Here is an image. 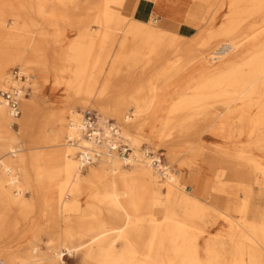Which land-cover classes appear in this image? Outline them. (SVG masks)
Returning <instances> with one entry per match:
<instances>
[{"label":"bare ground","instance_id":"6f19581e","mask_svg":"<svg viewBox=\"0 0 264 264\" xmlns=\"http://www.w3.org/2000/svg\"><path fill=\"white\" fill-rule=\"evenodd\" d=\"M215 2L0 0V92L11 84L13 70L27 78L14 83L19 87L27 88L32 78L36 90H41L52 74L54 90L63 84L68 92L45 97L38 91L20 101L22 114L16 119L23 133L36 110L55 106L42 123L51 125L49 138L54 144L44 153L46 174L39 184L26 160L14 159L17 150L4 141L15 131L16 119L0 94V264H64V250L80 253L82 264H226L225 260L264 264V207L259 202L264 170L257 159L241 156L235 162L213 154L211 168L235 167L228 173L230 184L223 191L217 186L197 187L188 197L181 188L183 169L164 180L144 160V148L138 152L140 148L132 147L141 142L165 144L171 158L176 149L173 139L188 134L234 141L237 149L256 152L264 147V0L245 11L251 19L261 16L258 22L249 20L244 28L237 21L228 30L227 9L236 7L238 0H229V5ZM6 15L27 17L31 26L13 34ZM88 20L97 24L94 30ZM14 66L19 67L6 73ZM23 67L37 76L28 75ZM150 67L155 76L149 80L145 73ZM244 68L246 74L237 75ZM92 104L127 124L124 134L114 122L132 150L129 161L103 154L84 164L79 149L67 143L79 133L82 111L76 108ZM130 108L135 109L132 116L126 114ZM216 146L223 150L222 144ZM238 183L246 194L241 206L215 194L230 195ZM27 191L36 195L35 202L76 220L56 234L58 243L50 244L46 252L37 244L16 251L8 235L13 227L9 212L25 206ZM203 199H209V206ZM213 209L232 225L237 222L232 214H237L246 230L229 231L228 241L215 234L206 238V229L216 222L208 221Z\"/></svg>","mask_w":264,"mask_h":264},{"label":"rangeland","instance_id":"374dc122","mask_svg":"<svg viewBox=\"0 0 264 264\" xmlns=\"http://www.w3.org/2000/svg\"><path fill=\"white\" fill-rule=\"evenodd\" d=\"M216 1L217 2L215 3H218V5L221 4L222 1L225 2L224 4L229 5V0H216ZM257 3H259V0H238L236 7L231 9L228 8L227 14L225 16L226 29L227 30L232 29L235 26V23H237V21L239 22V24L240 22H242V26L244 28L247 27L249 20L251 21L254 20L255 22H258V19L261 16L260 17L258 16L256 19L255 18L251 19L247 17V14H245L246 9L252 11L253 8L257 5ZM35 18H36L35 20H38L39 22L41 21V18H37V17ZM4 20L6 21V24H8V26L10 27V31L13 32V34H17V35L21 34L26 29H29V27L31 26V22H30L31 20H28L27 17L12 19L11 16L6 15ZM90 22L88 20L89 28L91 30H94V28L97 27V24ZM218 22H220V20H217V23ZM260 26L261 25L258 24V26L256 27V31L258 30V28H260ZM213 28L214 27H212V29ZM256 59L258 58L256 57L252 59V62L255 61ZM18 67L19 66L11 67L6 71V73H9L10 71ZM246 68L249 69L250 71V69L253 68V66ZM246 68H244L241 71H238L237 75L240 76L245 75L246 71L244 70H246ZM23 70L30 76L37 74L34 70L32 71V69L30 68H24ZM152 70L153 68L150 67V69L146 71L145 78L152 79L155 76L154 73L155 71ZM48 77L50 78V80L45 84V86H42L41 90L40 89L36 90L34 80L32 81L31 78L27 84V87H29L30 85V91L28 92L29 94L26 96L27 97H30L31 95L36 96L41 93V95H45V97L49 95H57L58 97H60V96H65L68 93L64 90L63 84L60 86V88H58L55 91L53 86L54 77L52 74H49ZM66 77L67 76H65V78ZM53 108H55V106L50 103L42 111L36 110V112L33 114L32 120L30 121L29 126L27 127V131L25 133H23L22 130H20L23 128V125H20L19 120L16 119L15 121L16 124L13 126V130L15 131H11V134L8 137H6V139L4 140L5 143L8 144V146H11L17 150L16 156L13 157L14 159H22L23 161L26 160L27 166L31 171L34 172V176L35 179L37 180L36 181L37 184L40 183L39 181L40 177L43 178L44 174H46L45 172H43L44 165L42 163L44 153L51 152L52 151L51 146L54 144L50 141L49 138L52 135L51 125L46 122L42 126L43 120L49 116L48 109H53ZM86 108H90L98 111L103 119H107V120L109 119L116 122L122 128L123 130L122 133L124 132L125 134V129H126L125 126L127 124L123 123L121 118L119 119L118 116L115 117L105 116L93 104ZM86 108L77 107L76 110L83 111ZM133 110L135 109L130 108L126 112V114L132 116ZM67 119H68V114L65 115V123H64L65 128H66ZM43 131L46 137L43 136ZM124 137L126 136L124 135ZM62 141L65 142V133ZM172 142L175 143L176 149L174 152L175 154L173 153V157L171 158H170V154L172 152L171 153L168 152L167 145L165 144L159 146L156 144H148L145 142H141L139 146L132 145L131 142L130 144L132 145V147L136 148L137 150L140 147L143 148L146 147L151 150L152 149L160 150L164 154L165 162H167V165L171 168V172L174 175L180 174L179 170L183 169L182 170L183 181L181 188L184 191L183 193H185L188 197H190L192 194L195 193V189L197 187L202 188L203 186L205 187L207 186V188L212 189V187L217 186L223 191L226 190V187L230 184L228 183V181H230V178H228V173L234 171L235 167L233 165H231L230 167L228 165L223 166L219 164L218 166H214L211 168L208 164L213 159L214 157L213 154H216L217 157L220 158L221 160H225V158L227 157L230 160H234L235 162L237 161L236 159L241 158V156L246 158L251 157L257 159L259 169L264 170V147L258 148L259 150L257 149L256 152L251 151L252 149L255 148L237 149L236 147H238V145L234 144V141L233 142L227 140L223 141L221 139L207 135L205 137H199V135H194V134H188L185 136L175 138L173 139ZM219 144H222L223 150H219L218 149L219 147L217 148L216 145ZM209 145L210 147H208ZM199 149L203 150V152L202 153L197 152L199 151ZM140 150L141 148L138 150V152H140ZM7 156L10 157V154H7ZM7 156H5L4 158H7ZM183 160H188V161L190 160L191 163L182 167L180 163ZM85 170H87V168L86 169L84 168L82 172L85 173ZM222 171L227 173L215 177L217 173ZM257 177L259 181L262 179L261 174L259 173L257 174ZM217 182H219V185L221 186H219ZM215 194L223 200L229 199L235 201L236 203H238L239 206H241L246 200L245 198L246 194L243 191L240 183L234 185L233 188H231L230 195H228L227 193L223 194V192H217ZM258 194L259 191L257 187H255L254 195L256 199H259V197L257 196ZM35 201H37L36 195H33L31 192L27 191L26 194L24 195V201H23L25 202V206L23 208H15V209L11 208L12 210H10L9 212L10 221L12 222L13 227L12 229H10L8 235H11L12 246L16 248V251H24L26 248H28V246L32 244L35 245L37 244L39 246L40 251L46 252L47 247L50 244L56 245L58 243L56 234L61 233L64 227L73 226L76 224V220L73 219V217H69V219H66L63 215L52 210L51 206L47 205L46 203L39 204L38 202ZM41 201H44L43 194ZM208 201L209 199L206 201L204 200V202H206L204 204L209 206V203H207ZM259 202L262 205V207H264V193H262V198L259 200ZM209 214L212 217H209L208 221L211 220V222L214 221L216 222L209 225L208 228L206 229V233H205V235L207 234L206 238L209 236H214L213 234H215L216 236L218 235L217 236L218 238L220 239L225 238L228 241L229 240L228 236L230 234L229 231L235 233L237 232L236 231L237 229H242V231H244L247 228L245 225L246 223H244L243 219L240 218L237 214L234 213L232 214L237 221L236 223H233V225L227 223L224 219H222L221 217L223 216L221 215V211L217 209L210 210ZM66 252L67 251L65 250L63 252L64 264L83 263V257L80 253L75 254V252H73L71 254H67ZM227 261L228 260H225L226 264Z\"/></svg>","mask_w":264,"mask_h":264},{"label":"built area","instance_id":"2783aa9c","mask_svg":"<svg viewBox=\"0 0 264 264\" xmlns=\"http://www.w3.org/2000/svg\"><path fill=\"white\" fill-rule=\"evenodd\" d=\"M11 84L1 91V99L14 119L20 117V101L24 95H28L30 88L19 87L15 85L17 81L25 83L26 77L19 73V70H13ZM78 136L76 138H67V143L79 149L78 158L84 164H92L103 154H117L122 159L129 161L132 150L130 145L125 142L120 134L119 127L114 121L102 119L98 111L86 108L82 111V118L78 126ZM85 141L87 144H83ZM144 160L155 169L156 173L166 179L171 173L164 154L160 150H151L146 147L143 149Z\"/></svg>","mask_w":264,"mask_h":264},{"label":"crops","instance_id":"0c3cea01","mask_svg":"<svg viewBox=\"0 0 264 264\" xmlns=\"http://www.w3.org/2000/svg\"><path fill=\"white\" fill-rule=\"evenodd\" d=\"M136 9H139V6H138V8H136Z\"/></svg>","mask_w":264,"mask_h":264}]
</instances>
